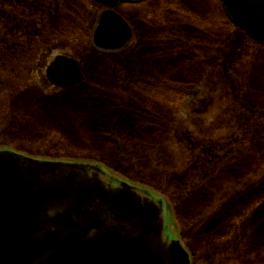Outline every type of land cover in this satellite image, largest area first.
<instances>
[{
  "label": "rangeland",
  "instance_id": "1",
  "mask_svg": "<svg viewBox=\"0 0 264 264\" xmlns=\"http://www.w3.org/2000/svg\"><path fill=\"white\" fill-rule=\"evenodd\" d=\"M49 1L0 0V150L162 197L192 264H264V46L219 0H146L117 7L132 39L102 52V5ZM58 55L80 82L51 85Z\"/></svg>",
  "mask_w": 264,
  "mask_h": 264
},
{
  "label": "water",
  "instance_id": "2",
  "mask_svg": "<svg viewBox=\"0 0 264 264\" xmlns=\"http://www.w3.org/2000/svg\"><path fill=\"white\" fill-rule=\"evenodd\" d=\"M93 1L105 7L93 47L122 50L132 32L115 9L145 0ZM219 1L235 27L264 45V0ZM46 76L61 87L82 78L77 61L63 55ZM108 175L98 164L0 150V264H191L167 232L165 200L125 181L114 185Z\"/></svg>",
  "mask_w": 264,
  "mask_h": 264
},
{
  "label": "trees",
  "instance_id": "3",
  "mask_svg": "<svg viewBox=\"0 0 264 264\" xmlns=\"http://www.w3.org/2000/svg\"><path fill=\"white\" fill-rule=\"evenodd\" d=\"M50 1H51V4H52L53 1H52V0H50ZM50 1H49V2H50ZM2 47H4L3 44L0 45V51H1V52H5L4 49H3Z\"/></svg>",
  "mask_w": 264,
  "mask_h": 264
},
{
  "label": "flooded vegetation",
  "instance_id": "4",
  "mask_svg": "<svg viewBox=\"0 0 264 264\" xmlns=\"http://www.w3.org/2000/svg\"><path fill=\"white\" fill-rule=\"evenodd\" d=\"M3 150H7V149H3ZM10 150H12V151H14V152H16L15 150H13V149H10ZM19 153V152H18ZM22 154V153H21ZM28 156V155H27ZM191 264H192V262H191Z\"/></svg>",
  "mask_w": 264,
  "mask_h": 264
}]
</instances>
